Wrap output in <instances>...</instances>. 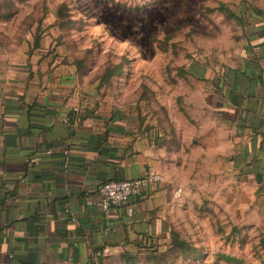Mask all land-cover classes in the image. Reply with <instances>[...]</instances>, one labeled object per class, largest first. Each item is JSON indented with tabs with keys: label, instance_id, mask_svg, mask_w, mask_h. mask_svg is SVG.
<instances>
[{
	"label": "crops",
	"instance_id": "1",
	"mask_svg": "<svg viewBox=\"0 0 264 264\" xmlns=\"http://www.w3.org/2000/svg\"><path fill=\"white\" fill-rule=\"evenodd\" d=\"M240 1L232 58L187 69L195 126L187 146L203 150L220 181L260 198L264 3ZM45 42L15 54L0 48V264H122L170 238L166 214L178 206L170 173L185 135L174 122L167 135L122 110H100L77 69ZM150 174L162 182L104 216L99 185Z\"/></svg>",
	"mask_w": 264,
	"mask_h": 264
},
{
	"label": "rangeland",
	"instance_id": "2",
	"mask_svg": "<svg viewBox=\"0 0 264 264\" xmlns=\"http://www.w3.org/2000/svg\"><path fill=\"white\" fill-rule=\"evenodd\" d=\"M240 4L0 0L3 51H30L45 36V44L60 59L65 57L76 69L84 65L79 86L93 92V105L100 110H122L167 135L174 122L185 135L177 171L170 173L178 206L166 214L170 233L179 234L183 249L174 248L170 236L127 253L122 264H264V197L220 181L205 165L203 150L187 146L195 127L189 122L194 112L188 93L194 86L187 69L194 60L219 67L232 58L238 29L221 6L235 12ZM107 71L115 76L100 84Z\"/></svg>",
	"mask_w": 264,
	"mask_h": 264
},
{
	"label": "built area",
	"instance_id": "3",
	"mask_svg": "<svg viewBox=\"0 0 264 264\" xmlns=\"http://www.w3.org/2000/svg\"><path fill=\"white\" fill-rule=\"evenodd\" d=\"M77 111V109H75ZM70 118L67 114L63 115V122L68 124ZM152 182H162V178L157 175H147L143 178L111 181L98 186L99 194L98 207L107 218L113 209H118L128 205L134 197H140L143 190ZM131 211V210H129Z\"/></svg>",
	"mask_w": 264,
	"mask_h": 264
},
{
	"label": "trees",
	"instance_id": "4",
	"mask_svg": "<svg viewBox=\"0 0 264 264\" xmlns=\"http://www.w3.org/2000/svg\"><path fill=\"white\" fill-rule=\"evenodd\" d=\"M252 1H256V0H252ZM251 2V1H250ZM254 2H251V3H254ZM225 11L227 14H228V17L229 18H231V20H235L236 21V25L238 26V25H240V24H242V22L241 21H239L238 19H237V16H236V13H237V11H235V12H233V11H231L230 9H227V8H225V6L224 5H222L221 6V11ZM245 13L246 12H248L249 11V9L248 8H245ZM39 45V40H38V42H37V44H36V47ZM85 69V67H84V65H82V66H80L78 69H77V72L80 74L83 70ZM121 69H122V66H120V67H118L117 68V71H119V72H121ZM188 72V71H187ZM197 75V74H196ZM115 76V73H113V72H106L101 78H100V84H103V83H110V81H111V79L113 78ZM142 123H143V121H141ZM164 132H165V130L164 129H162ZM166 133V132H165ZM170 236L172 237V245H173V247L174 248H176V249H183V246H184V243H182V242H180L181 240H180V237H179V234H177V233H170ZM185 248H188V251L189 252H191V251H194L192 248H189L188 246H185ZM130 256V254L129 255H125L124 257V259H126V257H129ZM228 260H230V261H235L234 259H230V258H227ZM237 262V261H236Z\"/></svg>",
	"mask_w": 264,
	"mask_h": 264
}]
</instances>
